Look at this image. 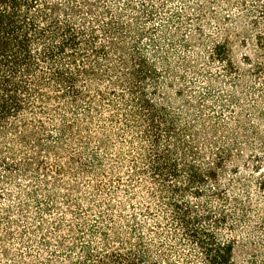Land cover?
<instances>
[{
    "label": "trees",
    "instance_id": "obj_1",
    "mask_svg": "<svg viewBox=\"0 0 264 264\" xmlns=\"http://www.w3.org/2000/svg\"><path fill=\"white\" fill-rule=\"evenodd\" d=\"M218 1L0 0V264L264 249V23Z\"/></svg>",
    "mask_w": 264,
    "mask_h": 264
},
{
    "label": "rangeland",
    "instance_id": "obj_2",
    "mask_svg": "<svg viewBox=\"0 0 264 264\" xmlns=\"http://www.w3.org/2000/svg\"><path fill=\"white\" fill-rule=\"evenodd\" d=\"M208 1V0H206ZM247 1L245 9H240V8H235V7H230L227 6L225 3V0H219L216 9L218 10V14L221 16H230L232 18H228V20L235 22L236 24H248L250 21L251 16H256L257 19H255L258 22H263L264 23V7L261 8L259 5L264 6V0H245ZM228 22V21H227ZM225 24H230V23H225ZM224 25H213V29H218L222 28ZM254 31L250 30V33ZM243 53H248L249 54V48L245 49L243 47H237L235 49V55H236V60H241V55ZM260 88V87H259ZM232 236L238 237V243L235 249V258H236V263L237 264H248L249 260V255L250 254H255L258 257L259 264H264V261L260 256H264V249L259 247L258 245L254 246L251 245L247 242V240H244V236L240 235L239 233L233 234Z\"/></svg>",
    "mask_w": 264,
    "mask_h": 264
}]
</instances>
